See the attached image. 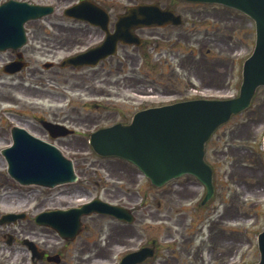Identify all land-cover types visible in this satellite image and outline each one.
Masks as SVG:
<instances>
[{
	"label": "rangeland",
	"instance_id": "1",
	"mask_svg": "<svg viewBox=\"0 0 264 264\" xmlns=\"http://www.w3.org/2000/svg\"><path fill=\"white\" fill-rule=\"evenodd\" d=\"M158 1L159 5L167 6L180 15L183 23L175 28L138 30L139 37L148 44L143 49L130 50L136 58L132 67L134 70L129 73H102V81H93L91 77L96 78L98 70L59 69L58 63L64 57L61 54L50 58L28 51L26 58L36 72L26 69L9 76L1 71L7 55L0 54V151L11 144L10 125L24 127L37 137L44 138L41 131L31 130L25 122L18 124L8 112L16 113L29 123L32 115L49 121L53 118L61 121L62 116L67 115L69 119L64 124L84 136H68L61 143L53 142L72 160L79 176L76 183L53 189L20 186L14 182L6 173V162L0 153V216L8 212H25L34 216L37 212L75 206L95 197L126 206H131L132 201L136 200L135 204H139L146 199V207L135 213V223L130 227L120 228L113 220L97 215L85 216L82 222L87 234L83 237L96 239L100 236L104 239L113 229L120 228L147 229L145 233L149 232L157 240L162 239L158 230L162 229L161 220L165 219L162 191L149 189L148 186L143 188L141 174L126 162L99 158L88 146L86 138L100 126L122 121L120 113L129 116L133 106H146L154 103L152 101L162 100L166 92L174 91L175 96H184L195 89V93L211 91L236 95L241 81V61L253 47L254 24L238 12L218 6L197 5L182 0ZM32 2L40 3L39 0ZM25 28L28 41L32 39L28 42L29 46L36 50H42L53 33L49 17L28 22ZM122 57V51H119L118 58L122 60ZM181 60L183 67L179 65ZM44 61H52L53 67L42 68ZM188 67L195 68V79L188 78L187 72L181 69ZM124 79L130 86L122 84ZM116 81L121 83L115 84ZM263 135L264 87H260L251 107L221 126L205 148V160L215 170L217 192L206 211H195V264H248L258 261L256 237L264 229ZM190 180L192 177L183 176L179 182L186 185ZM191 190L183 192V207L193 195ZM133 191L136 194L130 197L128 193ZM193 191L196 203L203 194V188L197 181ZM157 202L162 205L157 207ZM177 217L182 226L190 223L191 214L185 211ZM26 224L19 223L20 226ZM3 226V229L18 228ZM99 229L103 230V234ZM207 229H214L212 235L216 238L217 229H232V233L226 231L227 238L232 241L225 245L224 240L219 241L223 244L219 246L214 240L218 247L209 256L211 241L206 235ZM202 232L204 241H199L198 235ZM77 245L71 247L68 256L73 264L77 262L74 251ZM93 245L83 250V261L79 260L81 264H114L111 254L110 259L105 261L94 259L98 250L91 249Z\"/></svg>",
	"mask_w": 264,
	"mask_h": 264
},
{
	"label": "water",
	"instance_id": "2",
	"mask_svg": "<svg viewBox=\"0 0 264 264\" xmlns=\"http://www.w3.org/2000/svg\"><path fill=\"white\" fill-rule=\"evenodd\" d=\"M219 3L238 9L251 17L256 24L254 51L243 65V79L239 96L231 100H195L151 108L137 113L130 124H116L102 128L90 135L89 144L99 156H116L135 164L155 186H161L173 178L190 174L207 188L205 202L213 193L211 168L204 162V144L211 134L232 114L248 107L255 89L264 86V0H187ZM12 3V4H11ZM50 13V9L13 3L2 7L0 13V48H14L24 42L23 24ZM135 25L179 24V17L171 11H161L156 6L141 7L128 17ZM123 24H119L121 26ZM131 26V25H130ZM117 38L136 42L126 32L117 31L99 47L65 60L66 65H95L99 60L113 54ZM21 66L9 64L4 72L13 74ZM52 136L71 133L63 126L44 123ZM13 145L2 151L9 175L20 184H37L53 187L75 182L77 176L72 162L53 145L15 129ZM264 148V139H263ZM91 212L114 216L120 220L131 219L123 208L95 200L80 208L67 211L44 212L35 218L39 225L51 226L63 236L65 229L73 234L81 228L79 219ZM22 215H5L0 224L15 221ZM68 233H70L68 231ZM260 261L264 264V231L258 236ZM152 255L150 248L125 256L120 264H135Z\"/></svg>",
	"mask_w": 264,
	"mask_h": 264
},
{
	"label": "flooded vegetation",
	"instance_id": "3",
	"mask_svg": "<svg viewBox=\"0 0 264 264\" xmlns=\"http://www.w3.org/2000/svg\"><path fill=\"white\" fill-rule=\"evenodd\" d=\"M6 1L8 0H0V6ZM14 1H25L33 4L32 0ZM39 2L43 5H48L52 9V13L48 17L50 20V28L53 33L50 35V40L46 41L48 42L47 45L43 44L42 50H36L32 46H29L28 42L32 39L30 41L27 39L26 45L20 50L21 52L13 50L0 52V54L7 55L5 63L16 60L17 55L21 53L22 61H25L26 63V68L24 70L30 69L32 70V73H35L36 70L31 67V62L26 58L28 51H30V54H33L34 52V54L38 53L50 58H54L59 54L64 57L77 55L100 45L105 40L107 34H113L120 18L127 16L130 10L137 6L151 5L154 3L158 5L160 4L158 0H39ZM75 6H79V8L72 11V8ZM159 6L163 9H167V6ZM67 10H70L71 12ZM167 27L171 26H165L162 28ZM142 29L145 28H128L127 31H130L132 34H137L138 30ZM141 39L142 43L140 46L118 43L117 53L114 56H110L101 61L95 67H62L60 61L58 63V68H70L74 71L98 70V76L96 78L91 77L93 81H102L104 78L101 76L102 73H106V75L113 72L116 74L119 72L122 74L126 72L129 73L134 70L132 67L134 66V60L136 58V55L133 56L134 54L130 50H140L148 44V41L144 38ZM26 47H28V49H24ZM119 51H122V60L118 58ZM192 61L195 62V59H192ZM113 62H115V66L113 65ZM179 65L183 67L182 60ZM41 66L43 67V63ZM181 69L187 72L186 76L188 78L195 79L194 67H191V69L190 67ZM130 78H134V76H130ZM122 82L123 85L130 86L129 83L125 82V79ZM119 83L121 82H115V84ZM174 94V91L172 93L166 92L163 96L172 98L175 96ZM145 107V105L141 104H139L138 107L133 106V111L128 114L129 116L127 117L124 113H120V116H122L123 119L118 122L122 124L127 123L134 113ZM8 114L16 119L18 124H24L23 122H25L26 124L28 123L31 130L35 132H37V130L41 131L49 141L61 143V141L66 138H51L41 126L42 121L47 120L44 117L32 115L31 122L29 123L28 120H22V118L18 117L16 113L10 114V112H8ZM68 117L69 116L67 115H63L61 121L53 118L52 122L64 124V121L69 119ZM8 132H11V126L8 128ZM74 135L81 138L84 137L76 131ZM190 181L191 182H188L186 185H181L178 179L159 188L162 191V204L163 210L165 211V213H163L165 219L161 220L163 223L161 227L162 229H158L161 231L162 236V239L160 240L150 236L149 232L145 233L147 229H120L132 225L119 222L103 215H100L99 217L113 220L120 228L113 229V231L110 232L111 234H108L104 239L97 236L96 239L90 238L91 240L87 237H83L84 234H87V229H82L73 240H67L61 238L54 229L35 225L33 217L30 216V214H27L23 221L27 223L26 226L18 225L16 226L18 227L17 229H10V227L8 229H3L0 227V264H73L71 260L68 259V256L70 255L71 247L76 243L78 244V247L74 249L75 257L77 259L76 264H81L79 260L83 261V250L87 249L90 244H94L91 249L98 250L94 259L101 258L105 261L110 259L111 254L113 256L114 264H117L128 252L148 246L154 248V257L146 259L141 264H195V210L197 207L199 208V205H196L195 207V192L193 191L195 188V180ZM150 187L151 186L148 185L149 189ZM189 189H192L190 192L193 194L190 198L191 202L190 204H187L186 207H183L184 205L181 203L184 200L183 192H188ZM135 194V191L128 193L130 197H134ZM135 202L136 200L130 203L131 206H125L134 214L138 211L141 212L143 207H146L147 205L146 200H143L142 204H139V208H135ZM162 204L161 202H158L157 207ZM206 207L207 206L205 205L203 209ZM174 211L175 213H173ZM184 211L191 214L190 223L187 226H182L178 222V219L180 218L177 216L180 215V213H184ZM172 220H175L174 223ZM139 230L145 231L140 232ZM213 230L214 229H207L206 233L208 239L211 241L208 249L209 256L212 254L211 252L214 251L215 247H218L214 240L217 241L219 246H223L219 241L224 240V245L232 241L230 238H227L229 235L227 234L226 229H217V238L215 236L213 237ZM99 231L103 234L102 229H99ZM220 232L222 234H220ZM79 239L82 240L79 241Z\"/></svg>",
	"mask_w": 264,
	"mask_h": 264
},
{
	"label": "bare ground",
	"instance_id": "4",
	"mask_svg": "<svg viewBox=\"0 0 264 264\" xmlns=\"http://www.w3.org/2000/svg\"><path fill=\"white\" fill-rule=\"evenodd\" d=\"M1 199H4L3 197Z\"/></svg>",
	"mask_w": 264,
	"mask_h": 264
}]
</instances>
